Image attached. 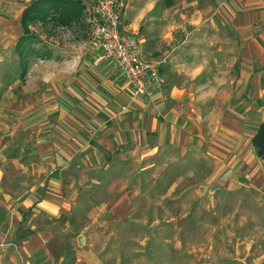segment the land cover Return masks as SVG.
<instances>
[{
  "label": "rangeland",
  "instance_id": "obj_1",
  "mask_svg": "<svg viewBox=\"0 0 264 264\" xmlns=\"http://www.w3.org/2000/svg\"><path fill=\"white\" fill-rule=\"evenodd\" d=\"M28 1L0 0V264H264V163L248 146L230 149L218 165L163 145L158 157H130L127 168L115 162L106 172L72 164L55 171L49 156L57 141L41 138L38 122L11 132L36 85L43 93L44 80L59 86L61 74L72 78L64 66L94 46L87 5L77 25H31L39 37L34 48L50 57L33 58L20 81L13 46ZM263 82L259 94L246 96L245 113L264 106ZM41 198L57 208L37 206ZM17 229L33 233L22 237Z\"/></svg>",
  "mask_w": 264,
  "mask_h": 264
},
{
  "label": "crops",
  "instance_id": "obj_2",
  "mask_svg": "<svg viewBox=\"0 0 264 264\" xmlns=\"http://www.w3.org/2000/svg\"><path fill=\"white\" fill-rule=\"evenodd\" d=\"M89 1L82 0L84 7ZM119 28L134 39L141 59L165 58L158 68L161 83L149 86L147 96L132 97L119 70L90 41L94 46L82 48L75 65L64 66L72 78L61 74L59 86L44 80L43 93L36 85L11 132L38 122L43 130L37 134L57 141L50 142L55 149L49 156L55 171L72 164L106 172L115 162L127 168L130 157H158L163 145L180 155L194 152L209 165L243 146L259 159L250 139L264 119V106L254 109L261 114L256 119L244 104L246 96L261 92L264 0H126ZM232 157L239 167L241 158ZM148 164L139 170L153 165ZM35 204L57 208L44 198ZM25 230L31 233L22 237L33 233Z\"/></svg>",
  "mask_w": 264,
  "mask_h": 264
},
{
  "label": "built area",
  "instance_id": "obj_3",
  "mask_svg": "<svg viewBox=\"0 0 264 264\" xmlns=\"http://www.w3.org/2000/svg\"><path fill=\"white\" fill-rule=\"evenodd\" d=\"M125 4L126 0H90L86 6L88 38L97 42L103 59L111 61L119 70L132 97L147 96L149 86L162 82L158 68L165 58H140L134 39L119 28Z\"/></svg>",
  "mask_w": 264,
  "mask_h": 264
},
{
  "label": "trees",
  "instance_id": "obj_4",
  "mask_svg": "<svg viewBox=\"0 0 264 264\" xmlns=\"http://www.w3.org/2000/svg\"><path fill=\"white\" fill-rule=\"evenodd\" d=\"M84 4L82 0H29L21 9L18 17L20 33L16 38L13 51L17 57L18 78L23 79L26 69L33 58L48 59L45 48H34L39 37L30 30L31 25L39 24L48 30L71 27L82 22ZM254 154L264 161V119L259 123L250 139ZM18 235L31 233L20 229Z\"/></svg>",
  "mask_w": 264,
  "mask_h": 264
}]
</instances>
